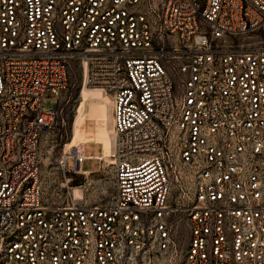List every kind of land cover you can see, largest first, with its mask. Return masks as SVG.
<instances>
[{"label": "built area", "instance_id": "2783aa9c", "mask_svg": "<svg viewBox=\"0 0 264 264\" xmlns=\"http://www.w3.org/2000/svg\"><path fill=\"white\" fill-rule=\"evenodd\" d=\"M263 24L264 0H0V264L172 259L180 224L182 264H264V41L239 38ZM72 57L112 99L107 200L40 178Z\"/></svg>", "mask_w": 264, "mask_h": 264}, {"label": "rangeland", "instance_id": "374dc122", "mask_svg": "<svg viewBox=\"0 0 264 264\" xmlns=\"http://www.w3.org/2000/svg\"><path fill=\"white\" fill-rule=\"evenodd\" d=\"M239 38L264 41V24L240 34ZM84 75L85 69L81 60L77 57L70 58L66 85L60 92V110L52 125L44 128L40 134L39 172L44 194L49 199L67 197L74 192L75 186L82 188L83 197L87 200H107L113 191L110 165L99 168L96 157H84L81 168L92 171L98 169L89 173V176L84 175L73 170L75 159L68 152L69 148L78 146L81 140L95 139L106 145L101 138L102 120L109 122L111 142L114 135L111 95L102 87L86 83ZM56 101L57 97L47 94L42 98L41 106L52 107ZM81 150L84 153H96L99 148L93 142H84ZM185 232V226L180 224L176 234V252L172 259L165 252L158 259L141 264H182Z\"/></svg>", "mask_w": 264, "mask_h": 264}, {"label": "bare ground", "instance_id": "6f19581e", "mask_svg": "<svg viewBox=\"0 0 264 264\" xmlns=\"http://www.w3.org/2000/svg\"><path fill=\"white\" fill-rule=\"evenodd\" d=\"M82 62V65L84 66V69H85V75L86 76V64L84 61H81ZM86 81V80H85ZM93 86H98V87H101L99 85H93ZM103 88V87H102ZM107 92V91H106ZM108 93V92H107ZM102 107V106H101ZM104 112V111H103ZM102 113V112H100ZM109 122H106L105 120H102L101 122V131H102V139L106 142V145L103 144V153H102V156L104 158V161H103V165L105 167L106 164H108L107 162L110 161V156H109V152L111 151V136L109 135ZM84 140H81L79 143H78V146L76 147H71L69 148L70 150H68V152L71 153V155L74 154V151L80 147L81 143L83 142ZM68 149V148H66ZM75 167H77V163H75ZM103 167V168H104ZM86 174L88 175L89 173L86 172ZM89 176V175H88ZM87 176V177H88ZM74 194L75 196H80V195H83V191H82V188L80 186H75L74 187V192L72 193Z\"/></svg>", "mask_w": 264, "mask_h": 264}, {"label": "crops", "instance_id": "0c3cea01", "mask_svg": "<svg viewBox=\"0 0 264 264\" xmlns=\"http://www.w3.org/2000/svg\"><path fill=\"white\" fill-rule=\"evenodd\" d=\"M114 137H115V133H114V135H113V139H112V146H113V142H114ZM84 142H93V143L97 144V145H98V148H99V151L96 152V153H84V152L81 150V146H82V144H83ZM79 150L82 151L83 154L87 155V156H85V157H90V156H92V157H96V158L98 159V161H99V168H100V164H101L100 156H101L102 153H103V144H102V142H101L100 140H95V139H94V140H93V139H92V140H84V141L81 143V145H80V147H79ZM82 169L89 170V168H82ZM97 170H98V169H97ZM97 170H94V171L89 170V171H90V173H92V172H95V171H97Z\"/></svg>", "mask_w": 264, "mask_h": 264}]
</instances>
